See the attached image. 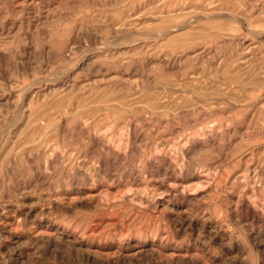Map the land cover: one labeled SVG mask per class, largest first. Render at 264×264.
<instances>
[{"label":"rangeland","instance_id":"1","mask_svg":"<svg viewBox=\"0 0 264 264\" xmlns=\"http://www.w3.org/2000/svg\"><path fill=\"white\" fill-rule=\"evenodd\" d=\"M0 264H264V0H0Z\"/></svg>","mask_w":264,"mask_h":264},{"label":"bare ground","instance_id":"2","mask_svg":"<svg viewBox=\"0 0 264 264\" xmlns=\"http://www.w3.org/2000/svg\"><path fill=\"white\" fill-rule=\"evenodd\" d=\"M170 4H171V3H170ZM170 4H169V5H170ZM169 5H168V6H169ZM193 11H194V10H193ZM172 12H173V11H172ZM179 12H180V11H179ZM182 12H183V11H182ZM187 12H188V11H187ZM187 12H185V13H187ZM174 13H175V12H174ZM177 13H178V12H177ZM195 13H196V12H195ZM198 13H199V11H198ZM221 13H222V12H221ZM225 13H226V12H225ZM225 13H224V14H225ZM196 14H197V13H196ZM219 14H220V13H219ZM228 14H229V13L227 12V15H228ZM210 15H211V13H210ZM210 15H209V16H210ZM215 15H216V14H215ZM220 15H221V14H220ZM221 16H222V15H221ZM225 16H226V14H225ZM158 17H159V16H158ZM222 17H223V16H222ZM165 18H166V17H165ZM199 18H200V16H199L198 18L195 17V19H199ZM191 19H192V18H191ZM195 19H194V20H195ZM192 21H193V20H192ZM133 22H134V21H133ZM188 22H189V21H188ZM190 22H191V21H190ZM186 24H187V23H186ZM224 25H225V24H224ZM174 30H175V29H174ZM204 34H205V33H204ZM162 36H163V35H161L160 37H162ZM150 37H152V36H150ZM154 37H155V36H154ZM168 39H169V38H167V40H168ZM173 40H174V39H173ZM201 147H202V146H201Z\"/></svg>","mask_w":264,"mask_h":264}]
</instances>
